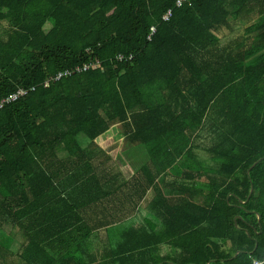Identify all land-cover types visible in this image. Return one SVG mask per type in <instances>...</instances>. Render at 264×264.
Masks as SVG:
<instances>
[{
    "label": "trees",
    "instance_id": "16d2710c",
    "mask_svg": "<svg viewBox=\"0 0 264 264\" xmlns=\"http://www.w3.org/2000/svg\"><path fill=\"white\" fill-rule=\"evenodd\" d=\"M175 2L0 0V264H87L151 191L103 264H264V0Z\"/></svg>",
    "mask_w": 264,
    "mask_h": 264
},
{
    "label": "crops",
    "instance_id": "0c3cea01",
    "mask_svg": "<svg viewBox=\"0 0 264 264\" xmlns=\"http://www.w3.org/2000/svg\"><path fill=\"white\" fill-rule=\"evenodd\" d=\"M120 135L122 136V133H120ZM105 158H106V160H108L106 156H105ZM152 164L153 163H151V165ZM98 167H99L98 176L100 179V185L104 191H107V192L112 191L113 189H115L116 187H118L122 183L121 178L118 176V170L112 162H110L109 160H108V162L102 161V162L98 163ZM114 169L116 170L115 172H114ZM161 180H162V178H161ZM168 183H172V181H168ZM173 184H176V182H173ZM166 193L169 195H172V197H173V199H175V201H177V199H180V197H178V195L180 194V191H178V189L171 190L170 186H169V187H167ZM175 195L177 197H175ZM153 201H154V193L151 191L147 195L146 200L143 202L142 206L138 209V211H136V213L133 216H131L130 218L127 219V221L130 220V223L133 224L132 228H136V227L141 226L143 224L144 219L150 216L149 213L153 209V205H151V203ZM116 214H117V216L120 215L119 212H116ZM167 217H168L167 214H165L163 216V218H167ZM113 226L114 225H112L108 228H105V229H101V230L97 231L96 233H94V234H97L100 236L99 237L100 244H99V250L98 251L102 252V253L99 252V254H102L103 258L98 259V254L93 253L90 249H88L89 246L86 247V243L83 244V249H82L83 260L86 261L87 264H91V263L103 264L104 262H106L108 260L110 252L117 248L118 245H115V246L112 245V247H111L110 241H109V229H111ZM162 249L165 250L164 247H162ZM94 257L96 259H94Z\"/></svg>",
    "mask_w": 264,
    "mask_h": 264
},
{
    "label": "rangeland",
    "instance_id": "374dc122",
    "mask_svg": "<svg viewBox=\"0 0 264 264\" xmlns=\"http://www.w3.org/2000/svg\"><path fill=\"white\" fill-rule=\"evenodd\" d=\"M117 127V126H116ZM118 131L120 130L121 131V128L119 126V128L117 127ZM119 131V132H120ZM82 138V137H80ZM81 141V140H80ZM108 162V160H106L105 156L104 155H101L99 158H97L95 161H94V166L96 168V171H97V174H99V167H98V163L100 162ZM116 170L114 169V172ZM118 224V225H117ZM117 224H114V226L109 229V241H110V246L112 247V245H118V243L121 242L122 240V233L124 231H127L129 229H131L133 226V224L130 223V220L127 221L124 220L120 223H117ZM99 235L97 234H94L90 239H88L85 243H86V247L89 246L88 249H90L93 253H97L98 254V259L99 258H103V255L102 254H99L102 253L101 251H98L99 250ZM2 240H3V246H6L10 251H14L15 250V246H16V243L13 242V240H11L12 237L9 236H2ZM113 246V247H114Z\"/></svg>",
    "mask_w": 264,
    "mask_h": 264
},
{
    "label": "built area",
    "instance_id": "2783aa9c",
    "mask_svg": "<svg viewBox=\"0 0 264 264\" xmlns=\"http://www.w3.org/2000/svg\"><path fill=\"white\" fill-rule=\"evenodd\" d=\"M186 1H188V0H176L175 5H176V7H180V6H181L183 3H185ZM170 16H171V11H168V12L165 14V16L163 17V20H164V21H167V20L169 19ZM151 32L154 33V32H155V29L152 28V29H151ZM131 59H132V57L130 56V57L128 58V60H131ZM118 60H119V61L125 60V57L122 56V55H120V56H118ZM98 65H99V63H97V64L89 63V64H87V65L84 66V67H75V68H73V69H68V70H65V71L59 73V74L56 76L55 79H56V80H59V79H61V78H63V77H68V76H71V75H73V74H75V73H80V72H83V71H87V70L90 69L91 67H92V68H95V67H97ZM45 86H48V83H46ZM32 90H33V89H32ZM27 93H28L27 90L19 89L16 93H14V94L10 95L9 97H7V98H5V99H3V100L0 101V109H2L4 105H6V104H8V103H11V102H15V101H17L18 99H20V98L26 96ZM253 264H261V263H259V262H257V261H254Z\"/></svg>",
    "mask_w": 264,
    "mask_h": 264
},
{
    "label": "water",
    "instance_id": "95a60500",
    "mask_svg": "<svg viewBox=\"0 0 264 264\" xmlns=\"http://www.w3.org/2000/svg\"><path fill=\"white\" fill-rule=\"evenodd\" d=\"M258 162H260V160L258 161ZM258 162H256L252 167H251V169L258 163ZM248 173H249V171H248ZM252 188H251V190H250V193H249V196H248V198H247V201L250 199V197H251V194H252ZM258 220H260V217L258 216ZM239 254V252H237L235 255H234V257L233 258H235V257H237V255Z\"/></svg>",
    "mask_w": 264,
    "mask_h": 264
}]
</instances>
